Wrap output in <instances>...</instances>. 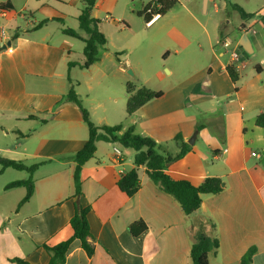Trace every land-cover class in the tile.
Returning <instances> with one entry per match:
<instances>
[{
	"label": "crops",
	"instance_id": "crops-1",
	"mask_svg": "<svg viewBox=\"0 0 264 264\" xmlns=\"http://www.w3.org/2000/svg\"><path fill=\"white\" fill-rule=\"evenodd\" d=\"M79 1L0 0V28L6 37L0 35V156L27 166L39 164L32 176L33 194L19 208L25 188L6 190L5 186L25 180L27 173L9 168L0 172V264H15L13 258L47 264L42 244L57 245L71 236L73 156L84 146L88 130L78 108L65 98L70 84L79 95V83L71 80L70 72L81 69L80 64L70 61L69 43L50 38L55 33L65 35L66 28L52 25L64 26L68 16L78 27ZM204 3L206 11L209 2ZM97 4L95 0L94 10ZM70 8L73 11L67 15ZM94 10L92 17L97 19ZM110 19H97L100 32ZM44 20L48 21L37 27ZM242 24L244 29L254 25L241 19L236 32L230 33L219 21L212 32L203 26L204 36L192 39L177 22L161 46L162 61L172 59L174 66L164 67L166 80L157 73L164 83L152 90L161 91L160 98L121 120V114H112L116 121H107L106 114L94 121L88 110L95 126L120 125V133L134 126L138 135L158 145L159 154L175 156L180 142L186 144L189 150L165 173L193 186L205 178H218L222 191L203 195L199 210L187 216L140 167V187L128 197L117 181L134 168V152L98 141L93 158L80 173V203L90 208L87 220L94 252L88 257L74 240L65 264H192L190 248L197 234L208 233L202 219L214 224L218 241L210 264H240L249 248H255L250 264H264V167L260 165L264 130L255 125L256 117L264 113V26L262 34L248 35L239 29ZM171 46L176 49L171 51ZM232 52L238 55L236 61ZM69 63L74 65L69 68ZM119 64L118 72L125 73L128 62ZM228 65L235 68L236 83L226 73ZM181 69L188 70L184 77L178 75ZM176 136L180 141L174 140ZM114 148L121 153L118 161Z\"/></svg>",
	"mask_w": 264,
	"mask_h": 264
},
{
	"label": "trees",
	"instance_id": "trees-1",
	"mask_svg": "<svg viewBox=\"0 0 264 264\" xmlns=\"http://www.w3.org/2000/svg\"><path fill=\"white\" fill-rule=\"evenodd\" d=\"M152 4V6L150 3L145 5L138 14L139 17H143L145 23L155 14H158V18H160L171 11L174 6H176L177 0H153ZM94 7L95 0H82L80 13L77 16L78 28L76 30L70 28L62 30L63 34L78 39L84 44L82 50L83 63L79 65L81 69H89L94 63L99 61L100 49H104L107 43L105 36L99 30L100 21L92 17ZM232 7L239 13L240 18L244 21L251 20L255 15L246 13L238 5H232ZM259 19L264 22V15L259 16ZM47 21L48 20L41 21L37 27L42 26ZM244 27L245 26L242 24L239 29H244ZM222 28L221 25L218 28L219 40L223 39ZM114 55L116 58L118 57L117 53ZM72 65L74 64L69 63L68 67L70 68ZM225 70L230 80L236 83L238 77L234 66L228 65L225 67ZM68 81L70 82V79H68ZM125 90L127 96L125 112L127 116L132 115L148 102L162 96L161 91H154L144 85L137 87L130 82L125 84ZM65 98L67 101L72 102L80 111L82 122L86 125L88 130V137L84 146L73 156L75 167L72 180L75 200L73 203V215L68 223L71 236L57 245L42 244V248L49 257L47 264H65L67 251L74 240L79 241L80 247L88 257L93 255L94 249L89 241L91 234L87 220V214L90 208L80 203V173L84 163L93 158L96 151V143L98 141L118 144L122 148L134 152V168L123 174L117 181L118 189L128 197L133 196L140 187L138 178V169L140 167L145 169L148 178L158 186L162 192L171 195L178 202L182 212L187 216L199 210L201 197L203 195H213L222 191V181L218 178H205L198 186H193L186 180H174L165 173L164 170L169 164L183 157L189 150L186 144L180 142L179 152L175 156L159 154L157 152L158 145L152 139L138 135L135 132L134 126H129L122 133H120V125L95 126L90 120L88 111L82 106L78 99L73 85L70 84ZM255 125L264 130V113L256 117ZM174 140L180 141V137L176 136ZM38 166L39 164L27 166L22 162L0 156V172L9 168L27 173V178L25 180L13 181L5 186L6 190L16 187L25 188V195L18 203L17 208L21 207L31 198L34 190L32 176ZM202 222L207 226L208 233L197 234L190 248V259L192 264H210V257L213 256L218 249V241L213 235V230L215 228L214 224L211 220L206 219H202ZM254 252L255 248H249L241 258L240 264H250ZM11 261L15 264H29L19 258H13Z\"/></svg>",
	"mask_w": 264,
	"mask_h": 264
},
{
	"label": "rangeland",
	"instance_id": "rangeland-1",
	"mask_svg": "<svg viewBox=\"0 0 264 264\" xmlns=\"http://www.w3.org/2000/svg\"><path fill=\"white\" fill-rule=\"evenodd\" d=\"M97 7L94 10V16L100 21L105 18H111L108 23L101 26V32L105 36L107 43L104 49H100V63L88 69H79L75 67L70 72L71 80L79 83L76 90L79 92V99L82 106L89 110L94 121L97 118L107 115V121H116L112 114H121L123 119L126 112V90L125 84L130 82L137 87L145 85L151 89H157L163 85L157 73H161L166 80V67H173L172 59L164 63L160 55L163 42L167 40L168 30L177 22L183 23L186 35L192 39L203 37L204 29L212 32L215 24L219 21L222 26H226L230 33L236 32L241 23L239 13L232 7L238 5L246 13L255 14L250 20L254 25L247 27L246 34L252 35L254 32L262 34L264 22L259 16L264 15V0H208L207 10L205 11L204 0H177L176 6L167 12L151 28L147 29L142 17L138 14L143 7L152 0H96ZM82 2H77L75 9L81 7ZM215 4L217 10L214 8ZM152 8V7H151ZM73 9L66 10L70 15ZM199 23L201 25H199ZM55 28L77 29V23L68 16L63 25L54 24ZM55 42H67L71 45L70 61L78 64L83 62L84 44L71 37L55 33L50 38ZM130 50H129V49ZM171 51L176 49L171 46ZM115 53L118 57H115ZM173 56V52L170 53ZM258 57L256 54L255 59ZM120 62H118V60ZM128 62L125 73L118 72V66ZM253 64L248 65L250 68ZM188 73L187 69H181L178 72L180 77ZM113 123V122H111ZM10 174H23L16 171Z\"/></svg>",
	"mask_w": 264,
	"mask_h": 264
},
{
	"label": "built area",
	"instance_id": "built-area-1",
	"mask_svg": "<svg viewBox=\"0 0 264 264\" xmlns=\"http://www.w3.org/2000/svg\"><path fill=\"white\" fill-rule=\"evenodd\" d=\"M152 10V8H151ZM150 12V11H148ZM159 15L158 14H155L153 16H151L150 20H148L146 23H145V26L146 27H150L152 26V24L158 19ZM244 31H248L247 29H243ZM0 35L3 39H5V31L3 28H0ZM9 51H11V49H8ZM231 59L232 61H236L238 59V55L235 53V52H232L231 53ZM254 156H256V154H253ZM114 156H115V160L118 161L120 158H121V153L120 151L117 149V148H114Z\"/></svg>",
	"mask_w": 264,
	"mask_h": 264
},
{
	"label": "water",
	"instance_id": "water-1",
	"mask_svg": "<svg viewBox=\"0 0 264 264\" xmlns=\"http://www.w3.org/2000/svg\"><path fill=\"white\" fill-rule=\"evenodd\" d=\"M244 38L246 39V36H244ZM244 46V45H242ZM6 46H3L2 49H4ZM190 144V142H188ZM260 165L262 167H264V150H262V155H261V160H260Z\"/></svg>",
	"mask_w": 264,
	"mask_h": 264
}]
</instances>
